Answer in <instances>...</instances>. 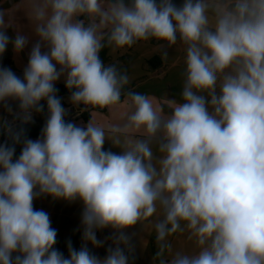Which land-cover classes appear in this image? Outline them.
Listing matches in <instances>:
<instances>
[{
  "label": "clouds",
  "instance_id": "9594fccd",
  "mask_svg": "<svg viewBox=\"0 0 264 264\" xmlns=\"http://www.w3.org/2000/svg\"><path fill=\"white\" fill-rule=\"evenodd\" d=\"M26 9L31 34L14 37L0 9V57L31 44L22 78L0 66V104L11 113L15 102L26 125L45 101L47 118L36 139L0 122L10 141L0 143V264H132L133 237L145 232L152 264H264V0H26ZM150 40L165 59L183 51L181 99L168 111L101 58ZM61 80L86 125L65 121ZM42 196L83 205L85 243L69 241L67 257L49 214L34 208ZM104 229L113 243L101 258L88 244L102 247ZM177 236L190 247H174Z\"/></svg>",
  "mask_w": 264,
  "mask_h": 264
},
{
  "label": "rangeland",
  "instance_id": "374dc122",
  "mask_svg": "<svg viewBox=\"0 0 264 264\" xmlns=\"http://www.w3.org/2000/svg\"><path fill=\"white\" fill-rule=\"evenodd\" d=\"M175 3L179 4L182 0H174ZM3 7L6 9V14L11 18V24L8 31L10 37H14L17 30H21L25 33L31 34L32 25L27 19V9H26V0H5L3 2ZM33 40L35 37L32 38ZM159 43L154 40L150 41H141L133 45L130 48L119 49L113 52L111 49H107V58L108 63L116 64L118 68L122 71H126L130 78L129 88L134 86V89L137 88L141 91L147 89L148 87L164 86L167 85L168 79L161 75L158 78H152L149 71L141 72L135 74V68L137 71V63L140 58H152L159 51ZM31 44L25 50L19 54V56L24 60V64H27L28 53L30 51ZM184 67V66H183ZM181 69V72L184 68ZM18 76L22 78L23 71L17 72L13 70ZM64 85L63 80L56 83L57 86ZM161 90V89H159ZM164 87V92H165ZM162 91H155L153 95L161 94ZM179 93V94H178ZM174 98L180 97V92L174 88L168 93ZM11 108L16 106L15 102H9ZM47 112L45 108L43 112L40 113L39 122L41 121L44 114ZM8 110L0 104V122H3ZM1 140V139H0ZM1 142V141H0ZM63 200H56L50 196H42L34 201L35 209H42L47 212L50 216L52 227L57 230V242L55 247L64 253L67 257L68 255V242L70 241L72 246L79 250V248L85 243L82 240V226L81 221L78 220V213L73 211L74 206L73 202L63 203ZM80 224V225H79ZM137 231L138 229L130 230ZM97 238L103 241V246L99 248L93 247L91 244H88L90 250L103 258L106 255V250L109 246L112 245V230L104 229L97 231ZM133 243L135 244V259L132 264H152V257L156 251L155 238L149 232L144 234H139L136 237H133Z\"/></svg>",
  "mask_w": 264,
  "mask_h": 264
},
{
  "label": "crops",
  "instance_id": "0c3cea01",
  "mask_svg": "<svg viewBox=\"0 0 264 264\" xmlns=\"http://www.w3.org/2000/svg\"><path fill=\"white\" fill-rule=\"evenodd\" d=\"M4 1L5 0H0V9L4 10L6 12L7 10L4 9V7H3ZM155 56L158 57L161 61V66L159 68H157L155 70L147 69L146 61L149 60L150 58H144L143 57V58H140L138 63H137V71L135 68V74L139 73L138 75L140 76L141 72L149 71L151 73L152 78H155V79L162 75L165 78V80L168 79L167 85L156 86V87L153 86L150 88L148 87L147 89L142 88L143 91H141L137 88L134 89V86L131 89L134 91H137V92H140V93H143V94L150 96L157 103L164 105L165 106L164 110L168 111L169 109L167 108V103H166L168 100L175 99V100L179 101L181 99V98L179 99L178 97L174 98L172 95H169L168 93L171 91L172 88L177 90V92L178 91L181 92V90H182L183 71L181 72V69H179V68L180 67L184 68L183 67L184 66V64H183V51L179 46H174L173 48L168 49L167 59L163 58L162 49H160V51ZM0 66L9 67L12 70L20 72V71H23V69L26 65L24 64V60L19 56V54H16L13 51L11 45H9L5 54L2 57H0ZM58 85H60V84H58ZM56 87H57V85H56ZM164 87L166 89L165 92H164ZM159 89H161V90H159ZM155 91H162V92H161V94L153 95V93ZM45 108L47 109V106ZM83 114L84 115L80 119L75 120L73 123L80 125V126L86 125L90 119V114L87 111H84ZM95 115L96 114L94 113V116ZM104 116H107L106 110L104 112ZM104 116H96V118L98 120H103ZM46 118H47V112L42 117L40 123L45 122ZM1 130H2V128H0V131ZM39 135L31 137V139H36L39 137ZM0 143H5V142L1 141ZM20 147L21 146L19 145L18 146V155L20 153ZM104 149L105 150L111 149L114 152L120 151L118 148L112 147V145L107 141L104 145ZM63 201H64L63 203H66V205H67L68 201H65V200H63ZM73 206H74L73 211L76 212L75 214L78 213V220L80 222L81 221V213L83 210V205L80 201L77 200V201L73 202ZM173 245L176 248H185L186 249V248L190 247L189 242L186 241L183 236L174 237L173 238Z\"/></svg>",
  "mask_w": 264,
  "mask_h": 264
},
{
  "label": "built area",
  "instance_id": "2783aa9c",
  "mask_svg": "<svg viewBox=\"0 0 264 264\" xmlns=\"http://www.w3.org/2000/svg\"><path fill=\"white\" fill-rule=\"evenodd\" d=\"M57 95H58V97L61 98V103H62L63 107L66 109V113H65V121L66 122H74L75 120H78L83 116L84 112L80 111V108H82V107L81 106L80 107L74 106L71 103L69 91L60 92V93H57ZM41 103H43L46 107L45 101H42ZM12 110L13 111L11 113L8 111L4 121H6L8 123H12L14 125V127H19L21 125H25V124H22L19 119L14 118V113H17L19 111L18 106L16 105V106L12 107ZM39 116H40V113L34 112L33 113V120H32V122L26 124L27 127L29 128L30 126L38 125ZM6 135L7 134L2 129L0 131V139H1L0 141L6 142L7 140H9V138L7 140L4 139V137Z\"/></svg>",
  "mask_w": 264,
  "mask_h": 264
},
{
  "label": "trees",
  "instance_id": "16d2710c",
  "mask_svg": "<svg viewBox=\"0 0 264 264\" xmlns=\"http://www.w3.org/2000/svg\"><path fill=\"white\" fill-rule=\"evenodd\" d=\"M107 49L108 48H105L102 52H101V58L105 61V63L108 62V58H107ZM146 66H147V69L149 70H155L157 68H159L161 66V61L158 57L154 56L152 58H150L149 60L146 61ZM58 89V92L57 93H60V92H66V91H69L65 85H59L56 87ZM84 115V114H83ZM45 122L43 123H38V125H35V126H30L29 128H27L25 130V135L28 137V138H31V137H34V136H37L40 134L41 132V129L42 127L44 126ZM6 142H9V140H7ZM18 146H16V155L18 156Z\"/></svg>",
  "mask_w": 264,
  "mask_h": 264
},
{
  "label": "water",
  "instance_id": "95a60500",
  "mask_svg": "<svg viewBox=\"0 0 264 264\" xmlns=\"http://www.w3.org/2000/svg\"><path fill=\"white\" fill-rule=\"evenodd\" d=\"M81 107H83V106L81 105ZM19 127H22V128H24L25 130L28 128L27 125H21V126H19ZM19 127H17V128H19ZM8 138H9L8 135H6V136L4 137L5 140H7Z\"/></svg>",
  "mask_w": 264,
  "mask_h": 264
}]
</instances>
